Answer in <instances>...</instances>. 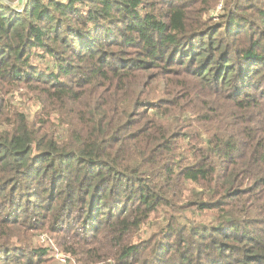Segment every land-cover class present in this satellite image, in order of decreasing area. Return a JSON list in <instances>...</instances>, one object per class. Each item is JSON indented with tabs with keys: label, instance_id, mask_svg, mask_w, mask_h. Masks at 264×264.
Instances as JSON below:
<instances>
[{
	"label": "trees",
	"instance_id": "trees-1",
	"mask_svg": "<svg viewBox=\"0 0 264 264\" xmlns=\"http://www.w3.org/2000/svg\"><path fill=\"white\" fill-rule=\"evenodd\" d=\"M14 1L0 264H264V0Z\"/></svg>",
	"mask_w": 264,
	"mask_h": 264
},
{
	"label": "rangeland",
	"instance_id": "rangeland-1",
	"mask_svg": "<svg viewBox=\"0 0 264 264\" xmlns=\"http://www.w3.org/2000/svg\"><path fill=\"white\" fill-rule=\"evenodd\" d=\"M225 2H226V0H223V1L218 5L217 8H213V9L210 10V12H209V18H211L210 21H211V20H214V19H219L221 13L223 12V10H222L223 7H219V6H220L221 4L224 6ZM20 10H21V9H20ZM22 10H23V9H22ZM221 10H222V11H221ZM216 21H217V20H216ZM13 96H14V98H15V102H16L17 104L21 103V101H22V97H21V95H20L19 92L14 93ZM35 109H36V108H34V110H35ZM41 239H42V240H47L46 236H43ZM56 255H63V254L60 253L59 251H58V252L56 251L55 256H56ZM64 256H65V255H64ZM66 257H67V256H66ZM67 263H68V261H67Z\"/></svg>",
	"mask_w": 264,
	"mask_h": 264
},
{
	"label": "built area",
	"instance_id": "built-area-1",
	"mask_svg": "<svg viewBox=\"0 0 264 264\" xmlns=\"http://www.w3.org/2000/svg\"><path fill=\"white\" fill-rule=\"evenodd\" d=\"M29 0H15L13 3V6L17 8L20 12L23 11L22 9L25 8V5L28 3ZM21 9V10H20ZM67 258L64 255H56V259L61 263V264H66L67 263Z\"/></svg>",
	"mask_w": 264,
	"mask_h": 264
}]
</instances>
